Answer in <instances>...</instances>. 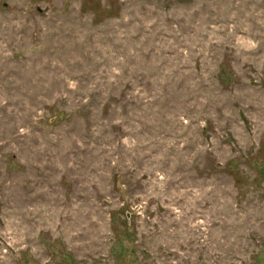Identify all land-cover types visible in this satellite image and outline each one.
<instances>
[{
  "label": "rangeland",
  "instance_id": "rangeland-1",
  "mask_svg": "<svg viewBox=\"0 0 264 264\" xmlns=\"http://www.w3.org/2000/svg\"><path fill=\"white\" fill-rule=\"evenodd\" d=\"M0 264H264V0H0Z\"/></svg>",
  "mask_w": 264,
  "mask_h": 264
}]
</instances>
